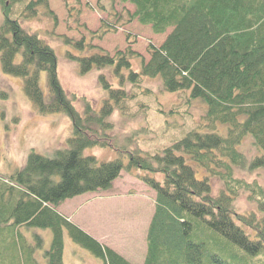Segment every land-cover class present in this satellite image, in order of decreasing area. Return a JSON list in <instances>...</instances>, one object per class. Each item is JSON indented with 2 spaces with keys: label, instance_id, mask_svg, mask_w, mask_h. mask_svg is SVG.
<instances>
[{
  "label": "trees",
  "instance_id": "obj_1",
  "mask_svg": "<svg viewBox=\"0 0 264 264\" xmlns=\"http://www.w3.org/2000/svg\"><path fill=\"white\" fill-rule=\"evenodd\" d=\"M18 2L0 0L1 70L23 78V89L41 114L64 113L71 135L52 154L31 151L22 169L0 177V264H37L21 227L51 230L44 264H64L63 232L102 264H133L57 209L66 199L111 188L121 170L132 168L143 171L137 177L155 193L141 264H242L243 253L264 254V186L233 172L245 165L264 168V0H120L134 7L129 20L150 26L155 34L170 31L159 46L148 44L149 58L137 71L130 67L128 55L136 53L129 48L72 57L81 74L114 65L123 80L127 69L128 80L119 88L100 76L108 97L98 111L85 99L81 109L75 106L76 97L59 80L54 49L10 16ZM37 5L48 7L47 0H29L22 14H36ZM64 41L80 49L86 45L83 36ZM42 71L49 100L39 86ZM144 77H160L165 91L187 92L186 107L196 99L204 103V123L153 152L137 144L142 126L116 136L109 117L115 109L123 112L133 96L126 83L138 87ZM217 123L227 125L226 135L218 133ZM246 135L261 152L249 160L238 149ZM97 146L110 147L117 156L100 160L85 154ZM213 179L222 183L217 191ZM244 191L256 210L236 207ZM236 251L239 262L231 259Z\"/></svg>",
  "mask_w": 264,
  "mask_h": 264
},
{
  "label": "rangeland",
  "instance_id": "obj_2",
  "mask_svg": "<svg viewBox=\"0 0 264 264\" xmlns=\"http://www.w3.org/2000/svg\"><path fill=\"white\" fill-rule=\"evenodd\" d=\"M27 1L14 4L10 16L17 18L24 29L38 34L54 49L59 80L64 90L76 97L74 104L78 109L82 108L85 99L98 111L108 97V90L100 80L101 75L113 88H119L122 86L120 81L128 80V72L127 69L122 70L124 79L121 80L115 73L114 65H106L93 66L81 74L79 61L72 57L87 56L100 50L114 55L129 48L136 53L128 55L130 67L137 71L141 60L147 61L149 58L146 50L148 44L159 46L170 31L155 34L150 26L142 25L135 19L129 20L134 7L120 0H47L48 7L37 5L36 14L31 16L22 14ZM3 20L0 5V25ZM82 36L86 44L83 49L74 42L64 41L65 38L78 41ZM39 86L45 100H49L44 71L39 74ZM126 89L128 95H133L127 99L126 109L123 112L115 109L109 120L114 124L116 136L144 127L145 131L138 136L137 144L146 151H156L204 123L206 105L196 99L186 107L188 93L165 91L160 77H144L138 87L126 83ZM169 111L174 112L168 114ZM217 131L220 135H226L227 125L217 123ZM70 135L71 122L64 113L41 114L27 97L23 78L3 73L0 66V177L10 176L22 169L31 151L42 155L52 154L55 149L65 145ZM251 141V136L246 135L238 146L246 160L261 154ZM85 154H92L100 160L117 156L112 148L100 146L85 149ZM123 162L127 164L126 157H123ZM233 172L239 179L264 186V168L249 169L245 165L234 167ZM140 173L143 171L138 168L121 170L111 188L74 196L57 208L82 229L91 232L92 236H98L100 242L131 258L136 264L143 262L147 219L152 215L150 211L154 197L153 190L137 177ZM212 185L217 191L222 183L213 179ZM236 207L241 212L257 208L256 203L248 199L246 191L240 192ZM20 232L27 244L33 247L37 264H44L42 253L50 245L51 230L21 227ZM35 235H39L42 242ZM63 244L64 264H102L99 258L73 242L66 232H63ZM235 254L231 259L239 262L238 251ZM243 254L242 264H264V254Z\"/></svg>",
  "mask_w": 264,
  "mask_h": 264
},
{
  "label": "crops",
  "instance_id": "obj_3",
  "mask_svg": "<svg viewBox=\"0 0 264 264\" xmlns=\"http://www.w3.org/2000/svg\"><path fill=\"white\" fill-rule=\"evenodd\" d=\"M116 180H117V179H116ZM116 180H115V181H116ZM115 181H114V182H115ZM114 182H113V184H114ZM151 191H152V190H151ZM152 192H153V194L155 195L154 191H152ZM154 195H153V196H154ZM153 202H154V197H153V199H152V205H151L152 207H151V211H150V213H152V214H153L152 209H154V208H153V207H154V203H153ZM150 215H151V214H150ZM151 216H152V215H151ZM150 219H151V217H150ZM150 219H149V220L147 219V221H148L147 223H148V224H149ZM147 228H148V226H147ZM147 228H146V231H147ZM89 233H91V232H89ZM145 236H146V235H145ZM93 237H95L96 239L99 240V237H98V236L94 235ZM99 241H100V240H99ZM145 246H146V245H145ZM145 249H146V247H145ZM121 255H122V254H121ZM125 258H126V257H125ZM126 259H128V260H129L130 262H132L133 264H136V262L133 261L131 258H128V257H127Z\"/></svg>",
  "mask_w": 264,
  "mask_h": 264
}]
</instances>
